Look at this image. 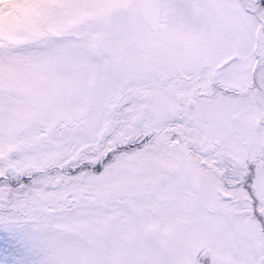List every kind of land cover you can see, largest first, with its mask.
I'll return each mask as SVG.
<instances>
[{"label": "snow or ice", "instance_id": "snow-or-ice-1", "mask_svg": "<svg viewBox=\"0 0 264 264\" xmlns=\"http://www.w3.org/2000/svg\"><path fill=\"white\" fill-rule=\"evenodd\" d=\"M0 264H264V0H0Z\"/></svg>", "mask_w": 264, "mask_h": 264}]
</instances>
